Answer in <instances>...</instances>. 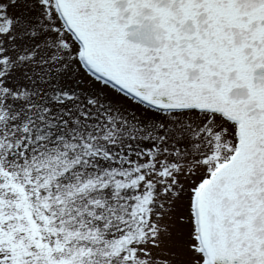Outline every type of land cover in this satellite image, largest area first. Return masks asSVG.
<instances>
[{"label":"snow or ice","instance_id":"snow-or-ice-1","mask_svg":"<svg viewBox=\"0 0 264 264\" xmlns=\"http://www.w3.org/2000/svg\"><path fill=\"white\" fill-rule=\"evenodd\" d=\"M0 264H264V0H0Z\"/></svg>","mask_w":264,"mask_h":264}]
</instances>
